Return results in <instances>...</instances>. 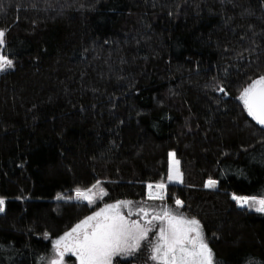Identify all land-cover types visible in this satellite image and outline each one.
<instances>
[{"label": "trees", "instance_id": "16d2710c", "mask_svg": "<svg viewBox=\"0 0 264 264\" xmlns=\"http://www.w3.org/2000/svg\"><path fill=\"white\" fill-rule=\"evenodd\" d=\"M0 30V264H42L119 201L198 220L215 264H264V213L232 198H264V126L240 99L264 75V0H0ZM171 152L183 183L149 198ZM152 237L115 264H152Z\"/></svg>", "mask_w": 264, "mask_h": 264}, {"label": "snow or ice", "instance_id": "6c2138e0", "mask_svg": "<svg viewBox=\"0 0 264 264\" xmlns=\"http://www.w3.org/2000/svg\"><path fill=\"white\" fill-rule=\"evenodd\" d=\"M4 30H0V45L4 44ZM13 67V61L0 54V72ZM219 91H224L219 89ZM241 101L247 113L260 125H264V75L255 79L246 87L241 96ZM171 167L167 179L183 183V173L179 169V161L175 153H170ZM217 181L209 179L206 187L215 188ZM99 182L91 188L75 189V198L91 204L96 193L93 191ZM149 198L163 199L162 195H154L151 189L155 187L163 190V182L155 185L148 184ZM264 196V194H262ZM61 198V197H58ZM232 198L241 206H247L256 212L264 213V198L239 196L233 194ZM176 205L183 207V202L175 201ZM4 200L0 198V212ZM131 202L119 201L106 205L94 215L85 218L71 231L55 240L56 258L42 257V264H64V257L71 253L78 257L79 264H112L113 258L121 254H131L138 250L141 242L148 238L153 221H160L159 239L152 248L151 259L160 264H215L214 253L204 241L200 222L173 215L165 209L162 213H154L149 219V212L141 207L137 215H142L141 220H130L121 211V207H129ZM132 213L130 212L129 215ZM166 222V223H165ZM195 233V236H190Z\"/></svg>", "mask_w": 264, "mask_h": 264}, {"label": "rangeland", "instance_id": "374dc122", "mask_svg": "<svg viewBox=\"0 0 264 264\" xmlns=\"http://www.w3.org/2000/svg\"><path fill=\"white\" fill-rule=\"evenodd\" d=\"M0 54H3V55H5V56H7V58L8 59H11L12 61H13V57L12 56H10L9 54H7L6 53V40H5V36H4V44L3 45H0ZM1 73V72H0ZM250 85V84H249ZM248 85V86H249ZM247 86V87H248ZM171 153H174V152H171ZM175 158L180 162L179 163V169H180V171H181V161L176 157V155H175ZM170 167H171V157H170V164H169V171H170ZM169 171H168V174H167V177H168V175H169ZM167 181L168 182H163L165 185H166V188H164L163 190H158V189H156L155 187H153L152 189H151V192L154 194V195H156V194H161V192L163 193V192H165L164 193V195H163V198L165 197V195H166V193H167V185H168V183H173V184H182V183H178V182H174V181H169L168 179H167ZM155 184H157V183H153L152 185H155ZM148 185V184H147ZM93 191L96 193V196H95V198H94V201H96V199H97V197H99L100 196V190H98V187H96L95 189H93ZM147 196L149 197V189H148V187H147ZM76 195V194H75ZM76 199V198H75ZM153 199V198H152ZM257 199H260V198H257ZM77 200V199H76ZM77 201H80V202H83L82 200H77ZM110 205V204H109ZM4 206H5V201H4V204H3V209H4ZM106 206V205H105ZM105 206H103V207H101L100 209H98V210H96V212H98V211H100L101 209H103ZM241 206V205H240ZM141 207H143V208H145L148 212H149V219H151V216H152V214H154V213H162L164 210H160L159 209V206L158 207H154V206H151L152 208H147V207H144V206H142L141 204H140V206H138L137 207V204H134V203H131L130 204V206L129 207H124V206H122L121 207V209H120V211L126 216V217H128L130 220H141V222L143 223L144 222V220H143V216L142 215H137L136 213H137V210L139 209V208H141ZM242 207H247V206H242ZM251 209V208H250ZM168 210H170L171 211V213L173 214V215H177V216H182V217H184V218H187V219H193V218H191V217H189L188 215H186V214H184L183 212H181L180 210H175V211H173L172 209H168ZM132 213L131 215H129V213ZM93 215H94V213H93ZM92 216V215H91ZM137 216V217H136ZM196 220V219H195ZM166 223V222H165ZM153 224L155 225V226H157V233H156V235H155V237H152V235H151V232H152V230L154 229V227H152V230L149 232V235H148V237L149 236H151L152 238H154V239H152V242L154 243V245L156 244V242L158 241V239H159V228L162 226L161 225V222L160 221H153ZM200 226H201V229H202V233H203V237H204V241L207 243V240H206V238H205V231H204V228H203V226L201 225V223H200ZM71 231V230H70ZM190 236H195V233H190L189 234ZM143 244V241L141 242V245ZM208 244V243H207ZM139 250V249H138ZM138 250H136V251H138ZM135 252V251H134ZM132 254V253H131ZM129 254H121V255H118L119 257H123V258H126V256H128ZM117 257V256H116ZM116 257H114L113 258V262H112V264H115V259H116ZM54 258H56V254L53 256V259ZM151 262H152V264H160V262H158V261H154V260H151ZM64 264H79V259H78V257H76V256H74L73 254H71V253H68V254H66L65 255V257H64Z\"/></svg>", "mask_w": 264, "mask_h": 264}, {"label": "built area", "instance_id": "2783aa9c", "mask_svg": "<svg viewBox=\"0 0 264 264\" xmlns=\"http://www.w3.org/2000/svg\"><path fill=\"white\" fill-rule=\"evenodd\" d=\"M164 193H165V192H163V193L161 192V194H159V195H162V196H163V195H164Z\"/></svg>", "mask_w": 264, "mask_h": 264}, {"label": "water", "instance_id": "95a60500", "mask_svg": "<svg viewBox=\"0 0 264 264\" xmlns=\"http://www.w3.org/2000/svg\"><path fill=\"white\" fill-rule=\"evenodd\" d=\"M262 126H264V125H262ZM217 185H218V183H217ZM217 185H216V187H217ZM148 195V194H147Z\"/></svg>", "mask_w": 264, "mask_h": 264}]
</instances>
